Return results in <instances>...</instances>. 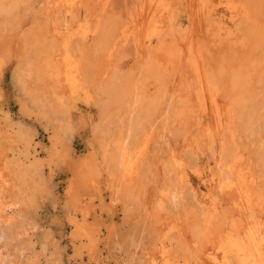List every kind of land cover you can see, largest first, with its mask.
<instances>
[{
    "label": "bare ground",
    "instance_id": "6f19581e",
    "mask_svg": "<svg viewBox=\"0 0 264 264\" xmlns=\"http://www.w3.org/2000/svg\"><path fill=\"white\" fill-rule=\"evenodd\" d=\"M133 2L0 0V264L59 260L50 198L76 264H264V0Z\"/></svg>",
    "mask_w": 264,
    "mask_h": 264
},
{
    "label": "rangeland",
    "instance_id": "374dc122",
    "mask_svg": "<svg viewBox=\"0 0 264 264\" xmlns=\"http://www.w3.org/2000/svg\"><path fill=\"white\" fill-rule=\"evenodd\" d=\"M133 1L134 0H112L111 4L114 5V6L111 5V7L113 6L112 8H114L112 10L115 14L121 17H125L127 12L130 11L133 5L132 3H134ZM132 51H134V48L130 49L129 47L127 49V54L128 56H130L131 60H133L134 58V53L133 55H131ZM130 64H132L134 69L137 67V63L136 65H133L135 64V62L133 61ZM8 83H9V78L8 76H6L3 81L4 88L6 89L5 98L13 113L14 122L20 121L24 125H26L27 129L30 128L29 130L35 131L36 134L34 138H35V142H37L39 153L41 156L46 157L47 152L45 149L47 148L46 145L48 147L50 145L49 143L50 141L48 138L52 134L51 129H47L48 127L46 125V122H44L43 120H36L37 118L35 117L36 115L34 113H32L34 116L32 114H23L24 116L22 115L20 103L19 101H17V99H20V96L18 95L17 91H15L13 95H10L11 92L14 91V89L10 88ZM0 124H1L0 127L4 126L2 111H0ZM82 142H83L82 140L75 142L76 151L77 150L81 151L84 149V144ZM49 170L50 169L48 168V166H45V172L48 173ZM52 170L54 173L53 184L55 185L56 188L55 190H53L54 196L63 197V195L65 194L64 187H66V182H65L66 176L65 174H63L64 172L62 173V170L59 168L53 167ZM49 200L52 202L53 199L50 198ZM50 201L49 202L46 201L45 203H43L41 207L38 209L37 213L36 212L33 213L34 210L32 211L31 219L33 222H36V226L38 227L36 231L37 233L35 236V241L39 242L41 229L49 231L50 239L47 241L49 248L48 254H50L51 252H53L54 249H56L59 257V260L56 261L55 264H76V260L78 259L76 260L72 259L74 257L73 247L70 244H68L69 236L72 232V227L68 222L67 211L62 207V204L55 205ZM39 251H41V246L39 243H37L34 252L28 253V255L29 256H33L34 254L38 255L40 253ZM44 259L45 258H42V260ZM4 264H7V262H5Z\"/></svg>",
    "mask_w": 264,
    "mask_h": 264
}]
</instances>
